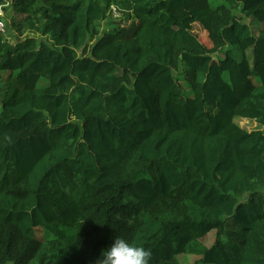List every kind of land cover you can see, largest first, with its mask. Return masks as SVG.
<instances>
[{
    "label": "trees",
    "instance_id": "trees-1",
    "mask_svg": "<svg viewBox=\"0 0 264 264\" xmlns=\"http://www.w3.org/2000/svg\"><path fill=\"white\" fill-rule=\"evenodd\" d=\"M2 2L0 264H264V0Z\"/></svg>",
    "mask_w": 264,
    "mask_h": 264
},
{
    "label": "rangeland",
    "instance_id": "rangeland-1",
    "mask_svg": "<svg viewBox=\"0 0 264 264\" xmlns=\"http://www.w3.org/2000/svg\"><path fill=\"white\" fill-rule=\"evenodd\" d=\"M13 16H15V14L13 13L11 5L7 4L6 2L0 3V18H3V21L5 23L4 31H2V28H1L0 31H2V32H0V33L4 34V36L7 38V40L10 41L11 43H14L18 40L16 32L11 27V25H12L11 19ZM111 17L107 21L102 22L101 25L99 27H97L98 32L103 34V33H106L108 30L112 31V30L120 29V28H118V26L120 27V25H121V23L118 21L119 19H114L113 17L112 18ZM131 25H132V23H130V22L129 23L124 22L122 27L127 29ZM116 26H117V28H116ZM251 27L253 28V30L255 32H258V30L260 29V26L257 25L256 23H251ZM192 29H193V32L199 34L202 42L205 45L210 46L206 21H204V20L195 21L193 23ZM247 46H250V44H248ZM252 52H253V47L250 46L249 51H248V55H249V60L251 62L253 61ZM237 122L242 128H244L248 131H254V130L259 128L255 122L244 121L241 119H237ZM215 239H216V235H215V233H213L207 238V240H204L203 243L206 247H211L213 245V243L215 242ZM201 258H202L201 256L196 255V254H194V255H183V256L179 257V261L181 262V264H195Z\"/></svg>",
    "mask_w": 264,
    "mask_h": 264
},
{
    "label": "clouds",
    "instance_id": "clouds-1",
    "mask_svg": "<svg viewBox=\"0 0 264 264\" xmlns=\"http://www.w3.org/2000/svg\"><path fill=\"white\" fill-rule=\"evenodd\" d=\"M150 251L126 238L115 237L112 243L102 250L96 264H148Z\"/></svg>",
    "mask_w": 264,
    "mask_h": 264
},
{
    "label": "built area",
    "instance_id": "built-area-1",
    "mask_svg": "<svg viewBox=\"0 0 264 264\" xmlns=\"http://www.w3.org/2000/svg\"><path fill=\"white\" fill-rule=\"evenodd\" d=\"M120 14L118 12H116V9H114V18H119ZM2 28V31H4L5 28V23L3 21V18H0V29ZM0 31V32H2Z\"/></svg>",
    "mask_w": 264,
    "mask_h": 264
}]
</instances>
